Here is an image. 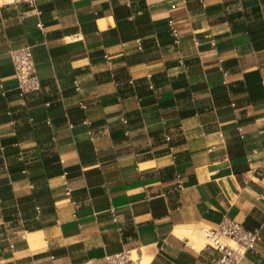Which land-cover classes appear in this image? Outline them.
Listing matches in <instances>:
<instances>
[{"label":"crops","instance_id":"1","mask_svg":"<svg viewBox=\"0 0 264 264\" xmlns=\"http://www.w3.org/2000/svg\"><path fill=\"white\" fill-rule=\"evenodd\" d=\"M224 219L264 264V0H0V264H213L177 233Z\"/></svg>","mask_w":264,"mask_h":264},{"label":"built area","instance_id":"2","mask_svg":"<svg viewBox=\"0 0 264 264\" xmlns=\"http://www.w3.org/2000/svg\"><path fill=\"white\" fill-rule=\"evenodd\" d=\"M6 4H27L30 9L37 12V0H4ZM42 30V24L38 25ZM175 38V44H179L177 28H171ZM138 49L141 50V42L137 41ZM10 55L14 64L18 88L22 95L37 92L41 89V82L37 75L32 47H24L11 50ZM106 63L112 66L109 56ZM169 140V138H167ZM114 220L116 218L114 216ZM203 233L204 246L215 252L213 264H241L247 253L254 250L261 240L260 231H248L238 222L224 219L217 228L201 231ZM106 264H147V260L137 251H125L118 254L107 255Z\"/></svg>","mask_w":264,"mask_h":264},{"label":"bare ground","instance_id":"3","mask_svg":"<svg viewBox=\"0 0 264 264\" xmlns=\"http://www.w3.org/2000/svg\"><path fill=\"white\" fill-rule=\"evenodd\" d=\"M181 232H178L177 234H178V237L179 236H181V237H186V238H188L189 239V241H190V245L194 248V249H196V250H201V248L204 246V245H202V243H199V242H197V238H196V236H194V233H192V232H182V230H180ZM180 237V238H181ZM184 238H181V239H184ZM185 238V239H186Z\"/></svg>","mask_w":264,"mask_h":264},{"label":"rangeland","instance_id":"4","mask_svg":"<svg viewBox=\"0 0 264 264\" xmlns=\"http://www.w3.org/2000/svg\"><path fill=\"white\" fill-rule=\"evenodd\" d=\"M192 233H193V232H192ZM194 236H196V238H197V242L202 243V245L205 244L204 239H203V233H202L201 231H199V232H195V233H194Z\"/></svg>","mask_w":264,"mask_h":264}]
</instances>
